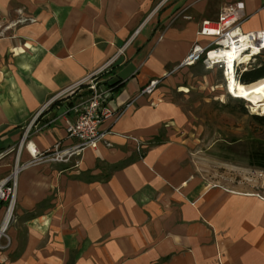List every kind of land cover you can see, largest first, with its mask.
<instances>
[{"label":"crops","instance_id":"0c3cea01","mask_svg":"<svg viewBox=\"0 0 264 264\" xmlns=\"http://www.w3.org/2000/svg\"><path fill=\"white\" fill-rule=\"evenodd\" d=\"M234 2L242 32L264 30V0H0V181L31 148L77 143L66 127L89 92H63L109 63L105 86L119 82L97 147L19 171L7 225L0 203V264H264V198L194 175L169 97L190 48L210 41L200 23Z\"/></svg>","mask_w":264,"mask_h":264},{"label":"rangeland","instance_id":"374dc122","mask_svg":"<svg viewBox=\"0 0 264 264\" xmlns=\"http://www.w3.org/2000/svg\"><path fill=\"white\" fill-rule=\"evenodd\" d=\"M261 63L264 53L250 61L248 71ZM169 90V97L187 118L186 138L194 175L209 186L264 198V170L242 159H226L224 155L232 140H237L230 145L236 153L244 149L248 139L264 141V129L253 120V116L264 115L250 103L229 94L222 71L217 68L206 69L201 64L188 67L175 76ZM0 235V240L7 237L5 233Z\"/></svg>","mask_w":264,"mask_h":264},{"label":"built area","instance_id":"2783aa9c","mask_svg":"<svg viewBox=\"0 0 264 264\" xmlns=\"http://www.w3.org/2000/svg\"><path fill=\"white\" fill-rule=\"evenodd\" d=\"M245 20L243 2H234L224 5L220 9L216 20H205L200 23L197 36L209 38V43L205 46L196 43L193 44L177 69L191 67L197 64H201L206 69L217 68L222 71L226 83V62L222 60L223 58L211 59V53L218 52L222 49H228L230 45L236 44L237 50L244 49L241 50V57L247 54L252 60L264 51V30L248 33L242 32L241 26ZM242 45L245 46L243 47ZM253 48H256L257 54L251 57L250 55H252ZM219 60L221 62H217ZM250 61L243 62L241 60H235L232 63L233 75L238 82L240 77L248 72ZM109 67L110 63L96 70L62 93L63 95H70L83 86H86L89 92L86 98L81 99V101L73 107L76 116L75 120L66 127L68 138L76 139L77 143L65 150H60L59 145L56 144L52 149L45 152L35 151V153H33L31 151V160L29 162L20 166L16 165L17 167H15L12 173L7 178L0 181V203H6V217L9 215L6 225L13 216L17 186L16 176L19 171L37 162H67L70 158L79 154L84 149L97 147L108 134V132L101 130L100 127L102 123L114 116L113 112L107 106L111 97V90L105 86V82L102 79L104 74L108 72ZM157 83V81L150 82L142 91V94L150 93ZM57 98L58 97H55L49 104L45 105L43 110L55 102ZM136 151L141 157V148L139 145H137ZM0 233H4V230L1 229ZM0 248L2 247L0 246Z\"/></svg>","mask_w":264,"mask_h":264},{"label":"bare ground","instance_id":"6f19581e","mask_svg":"<svg viewBox=\"0 0 264 264\" xmlns=\"http://www.w3.org/2000/svg\"><path fill=\"white\" fill-rule=\"evenodd\" d=\"M236 44L230 45V48L228 49H222L218 52L211 53L210 57L211 59H219L223 58L226 62L227 66V73H226V90L229 94L233 95L235 98H240L242 100H245L246 102L250 103L255 111L260 112L264 115V78L251 83V84H242L238 82L233 75V65L232 63L235 60H241L243 62L250 61L249 55H245L241 57V50L244 49H236ZM243 47L245 45H242ZM257 54L256 48L252 49V55L251 57ZM217 62H221L220 60ZM257 114V113H255ZM31 151L35 153L33 148H31ZM9 219V215L6 217L5 224L7 223ZM5 227V226H4Z\"/></svg>","mask_w":264,"mask_h":264},{"label":"trees","instance_id":"16d2710c","mask_svg":"<svg viewBox=\"0 0 264 264\" xmlns=\"http://www.w3.org/2000/svg\"><path fill=\"white\" fill-rule=\"evenodd\" d=\"M257 68L251 69L244 73L239 82L242 84H251L262 78H264V63L259 64ZM119 82H114L108 85V88L112 91L118 89ZM253 120L264 129V116H253ZM237 140H232L230 144H227L225 148V158L231 157L238 158L247 161L251 166L264 170V141L256 140L255 138L248 139L245 143V147L239 153H236L230 148Z\"/></svg>","mask_w":264,"mask_h":264}]
</instances>
